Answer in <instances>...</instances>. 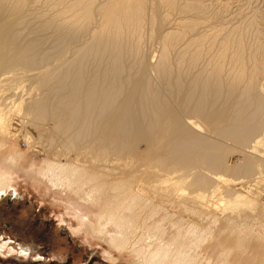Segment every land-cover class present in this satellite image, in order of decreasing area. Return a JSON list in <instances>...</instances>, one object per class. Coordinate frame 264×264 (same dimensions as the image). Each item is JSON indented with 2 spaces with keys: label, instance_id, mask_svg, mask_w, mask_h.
<instances>
[{
  "label": "bare ground",
  "instance_id": "6f19581e",
  "mask_svg": "<svg viewBox=\"0 0 264 264\" xmlns=\"http://www.w3.org/2000/svg\"><path fill=\"white\" fill-rule=\"evenodd\" d=\"M28 1L0 0V194L28 161L17 128L49 147L26 175L137 264H264V206L235 187L264 177L258 0Z\"/></svg>",
  "mask_w": 264,
  "mask_h": 264
},
{
  "label": "rangeland",
  "instance_id": "374dc122",
  "mask_svg": "<svg viewBox=\"0 0 264 264\" xmlns=\"http://www.w3.org/2000/svg\"><path fill=\"white\" fill-rule=\"evenodd\" d=\"M29 1L32 4L36 3V6L34 5L36 13L39 14L43 10H47L41 2L39 4L40 0ZM259 2L260 0L252 1V8L258 6L264 8L262 6L264 1ZM31 3L30 5H32ZM236 4L235 6H237ZM39 6L40 9L37 8ZM235 6L232 7L233 14L231 13L230 16L235 15L234 23L246 14L250 16L251 7L245 6L240 13H237L239 11L236 12L235 9L238 6ZM33 18L32 22L39 21L35 19L34 15ZM95 24L96 20L92 26ZM154 27L152 26L151 30L150 27L147 28L145 32L149 33ZM152 33L157 35L156 31L147 34L145 38L147 42L150 36H152V40H150L154 42L156 36L154 35V37ZM45 35L52 39L56 38L55 32L52 30L47 31ZM261 41L264 44V38H261ZM9 132L7 134V149L23 152L27 156L26 161H28H25V169L14 172L12 186L0 194V264H137L135 256L129 250L118 251L104 238L93 234L87 223V218L95 220V208L92 209L88 205L84 206L83 203L75 202L69 194L60 188L50 186L44 179V181L39 178V180L37 178L35 180V178L27 176V170L31 168L33 162L41 165L46 158H49L50 154L42 147L47 145V141H44L45 144L43 143L41 148H37L28 142L24 135L25 131L21 132L17 128H11ZM234 159L240 161L241 156L236 155ZM245 180L246 182H239L235 187L247 193V189H249V194L264 206V177L255 179L250 177L249 181ZM217 198L220 199V196ZM215 199L209 201L213 203L209 207L211 206L214 213L219 211L218 213L221 215V210L215 208V205L219 203ZM174 211L179 214L176 209ZM246 213L242 212V215ZM182 214L187 216L185 212H181ZM228 243L231 242L228 241ZM250 249L255 248L250 247Z\"/></svg>",
  "mask_w": 264,
  "mask_h": 264
}]
</instances>
